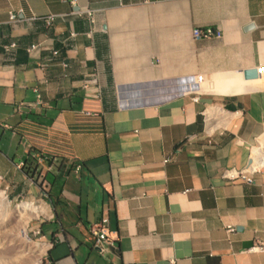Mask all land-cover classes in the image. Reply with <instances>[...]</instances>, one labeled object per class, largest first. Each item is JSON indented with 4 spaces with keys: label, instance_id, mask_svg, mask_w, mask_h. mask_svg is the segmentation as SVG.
<instances>
[{
    "label": "crops",
    "instance_id": "crops-1",
    "mask_svg": "<svg viewBox=\"0 0 264 264\" xmlns=\"http://www.w3.org/2000/svg\"><path fill=\"white\" fill-rule=\"evenodd\" d=\"M49 15V28L30 19ZM207 27L221 36L192 37ZM52 50L60 57L48 62ZM260 66L264 0H0V187L46 193L53 219L36 227L52 243L48 263L264 264L249 250L264 243V168L252 184L221 179L264 142V74L242 78ZM92 71L97 102L82 96ZM166 89L179 93L157 95ZM36 90L42 105L17 113ZM31 153L85 165L40 166L39 186L17 169ZM101 223L115 244L105 256L90 234Z\"/></svg>",
    "mask_w": 264,
    "mask_h": 264
},
{
    "label": "built area",
    "instance_id": "built-area-1",
    "mask_svg": "<svg viewBox=\"0 0 264 264\" xmlns=\"http://www.w3.org/2000/svg\"><path fill=\"white\" fill-rule=\"evenodd\" d=\"M18 13L10 11L8 12V23L10 25H15L18 20ZM32 20H41L44 25L49 28L52 26L54 21V15H49L42 18L31 17ZM221 36V32L218 29H214L211 27L199 29L195 28L192 30V37L194 39H210V38H219ZM39 45L31 44L25 48L27 53H32L35 50H38ZM18 50V44L15 41H8L2 45V60L6 64H12L15 61L16 54ZM60 57V52L57 50L51 51V56L47 58V61H51L54 58ZM63 67L66 65L62 62ZM264 74V66H260L257 68V77L256 80H259ZM254 79V80H255ZM82 96L85 101L97 102L100 101L101 98V88L99 84V78L96 71L89 72L84 75L82 79ZM203 90H198L196 95L192 98L194 101L198 99V95L203 93ZM42 105V100L39 92L36 90L35 100L33 102H20L16 107V112L21 113L23 109L30 111L33 108L40 107ZM82 114L90 115L93 112H89L87 110H82ZM206 119V129L211 131V126L213 123L212 116H207L205 114ZM248 159L247 163L242 168L229 167L222 171L221 179L225 182H241L244 184H252L254 182V175L264 168V142H260L259 140H255L254 144L248 148ZM50 164L62 167V174L65 175L67 173L74 172L79 173L82 169L81 163L79 162H67L62 163L59 160H54L51 158H46L40 153H31L28 156V159L25 162L17 165V169L19 171H23L24 174L30 179V181L39 186H43V180L40 175V166ZM71 165L73 167L70 169ZM1 179V178H0ZM41 190V197L39 198H27L20 196V202H30L40 209V213L36 217H32L31 221H39V222H49L53 219L52 209L50 204L47 201V195L43 189ZM19 202V203H20ZM103 224H94L90 228L92 245L96 249L97 253L100 256H105L107 254L108 248H115L114 240L112 237L107 235L104 231ZM228 233L233 231V228H226ZM35 235H38V242L45 243L48 245V248L52 246L51 242H45L42 240L41 232L38 227H36L33 231ZM254 252H264V243L256 242L249 249Z\"/></svg>",
    "mask_w": 264,
    "mask_h": 264
},
{
    "label": "rangeland",
    "instance_id": "rangeland-1",
    "mask_svg": "<svg viewBox=\"0 0 264 264\" xmlns=\"http://www.w3.org/2000/svg\"><path fill=\"white\" fill-rule=\"evenodd\" d=\"M189 87L190 89H192V91L194 89L195 90L198 89V88L196 89L195 85H190ZM186 90L187 89L183 88L181 92L186 91ZM187 91H190V90H187ZM174 93H179V92L177 89H166V90L160 91L157 95L167 96V95L174 94ZM0 190L4 191L6 198L9 201H11L12 205H15L20 202L21 200L20 197L19 198L13 197L12 195H10L8 191L4 190L2 187H0ZM50 207L53 213V208L51 204H50ZM0 216H1V213H0ZM15 221H16L15 218H13L11 215L0 217V264H33V262L30 261L31 256H29V252L25 251L24 253L21 250V248H18L17 237H16V235L18 234L17 233L18 230L14 228L16 226ZM43 223H46V222H43ZM39 224H42V222L31 221V222H28L27 227H26V233H27L28 238L33 243H38V244L40 243L38 242V235H35L33 231L36 228V226H38ZM42 244H45V243H42ZM22 253H24L23 259L18 260L20 259L18 255H21ZM47 253H48V248L45 251V253L40 256L39 264H49L47 261Z\"/></svg>",
    "mask_w": 264,
    "mask_h": 264
},
{
    "label": "bare ground",
    "instance_id": "bare-ground-1",
    "mask_svg": "<svg viewBox=\"0 0 264 264\" xmlns=\"http://www.w3.org/2000/svg\"><path fill=\"white\" fill-rule=\"evenodd\" d=\"M207 116L209 115L207 114ZM0 213V217L11 215L15 218L16 226L14 228L18 230V234L16 235L18 248H21L24 253L25 251L29 252V256H31L30 261L33 262V264H39V258L45 253L48 245L33 243L27 236L26 227L32 217L39 215L40 209L30 202H20L12 205L11 201L6 198L4 191L0 190ZM24 253L18 255L20 258L18 260L23 259Z\"/></svg>",
    "mask_w": 264,
    "mask_h": 264
},
{
    "label": "water",
    "instance_id": "water-1",
    "mask_svg": "<svg viewBox=\"0 0 264 264\" xmlns=\"http://www.w3.org/2000/svg\"><path fill=\"white\" fill-rule=\"evenodd\" d=\"M256 77H257V73L255 72V70H246L242 74V78L244 80H254Z\"/></svg>",
    "mask_w": 264,
    "mask_h": 264
},
{
    "label": "trees",
    "instance_id": "trees-1",
    "mask_svg": "<svg viewBox=\"0 0 264 264\" xmlns=\"http://www.w3.org/2000/svg\"><path fill=\"white\" fill-rule=\"evenodd\" d=\"M83 165H85V164L81 163V166H82V167H83ZM72 167H73V165H71L70 169H71ZM57 169H59V171L62 172V167L58 166ZM59 174H60V173H59ZM59 176H61V175H59Z\"/></svg>",
    "mask_w": 264,
    "mask_h": 264
}]
</instances>
